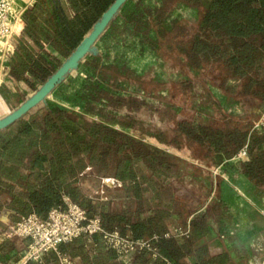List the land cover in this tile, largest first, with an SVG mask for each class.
Here are the masks:
<instances>
[{"label": "trees", "instance_id": "1", "mask_svg": "<svg viewBox=\"0 0 264 264\" xmlns=\"http://www.w3.org/2000/svg\"><path fill=\"white\" fill-rule=\"evenodd\" d=\"M113 1L35 0L23 12L24 27L0 86L9 112L71 55ZM128 1L108 27L121 17L123 26L156 53V64L136 74L87 53L77 68L93 76L106 72L171 105L189 104L207 83L244 107H264V0H153L154 9L140 0L127 12ZM188 7L196 9L193 21L170 20L174 11ZM191 71L207 82L189 78ZM100 92L110 104L118 102ZM255 116L250 112L243 119ZM249 129V123L225 115L196 121L185 114L174 125L176 141L208 169L234 156L248 137L241 172L255 192H263L264 132L249 134ZM202 178L210 177L184 158L46 99L0 130V216L9 212L11 224L30 213L46 218L51 209H64L67 198L88 219L97 217L104 231L132 240L157 237L151 251L130 254V264H233L226 251L211 250L204 241L210 208L200 220L194 218L209 192L194 184ZM107 179L114 185H106ZM188 224V237L174 235V228ZM57 252L74 264H124L100 233L81 234L58 245ZM25 264H59V257L49 251Z\"/></svg>", "mask_w": 264, "mask_h": 264}, {"label": "rangeland", "instance_id": "2", "mask_svg": "<svg viewBox=\"0 0 264 264\" xmlns=\"http://www.w3.org/2000/svg\"><path fill=\"white\" fill-rule=\"evenodd\" d=\"M21 7L23 8V6ZM179 18H186L189 21H193L194 12H180L174 19ZM111 38L112 40H110L109 44L105 46V50H108V55L114 60L116 57H121L122 59L125 58L128 64L127 69L131 71H138V74H140L144 67L147 66V63H144V59L132 54L133 49L124 51L123 53L121 48L125 46L121 45L119 41L120 39L117 38V35H114ZM150 63L152 62H149V64ZM69 75L71 78L67 79V84L62 83L59 86V90L62 91H59V94H61L63 101L56 104L48 100L49 102H47L50 105L74 111L79 114H84L94 120L101 121L112 128L125 130L141 138L143 136L142 134L148 131L147 126H152V128L159 127L162 124L159 125L158 122L163 120L164 127L166 128L165 130L170 131L171 125H174L178 115H180V117L185 114L191 115L192 113L190 112H193L191 109L192 107H200L195 102L201 98L202 94L199 95V93H196L195 96H192L189 104L183 103L171 105L159 98H152L151 95L140 87L135 88H138V91H141L142 95L139 93L137 95L123 94L122 97L116 98L110 96L111 99L119 102V104H110L106 98L108 96H102L101 92L97 90L96 85L94 84L96 80H94L91 71L83 66H80ZM117 84L119 85V83ZM112 86L114 87V90H118V87L115 86V82ZM161 107H179V109L171 111L170 108L165 109ZM262 111L263 110L257 113L256 116L247 121V123L251 126L253 122L257 120ZM8 113V109L0 100V118L6 116ZM220 115L223 114L220 113ZM189 162L193 166L199 167L200 170L204 172V176L208 174V177L212 178V181L214 180L215 184L220 182L219 179H222L218 178V171H215L216 168H201V164H199L198 161L190 160ZM236 167L237 166L234 164L224 165L225 169L227 168V170L231 171H235ZM222 176L226 178L225 175ZM233 179L238 182L236 176H234ZM104 183L109 186L114 185L112 180H105ZM194 184H197V186L204 189V185L201 181ZM207 192L208 195L205 200V205L195 213L194 218L200 220L202 217L201 215L204 214L205 207H209L210 217H208L207 220V223L209 224V237L207 245L210 246L212 250H234L236 242H239L236 240L237 235H239L243 230V216L246 217V215L249 216L252 213H258L264 217V207L253 201L252 196L256 195V192L250 193L249 191V194H247L245 192L234 191L231 195V202L229 201L227 204L219 201L216 188L214 190L207 188ZM2 217H0V262L20 264L26 255L28 241L18 237H12L9 240H5L4 237L13 224H11L9 220L4 221ZM227 231H231L233 234L228 235ZM243 231L244 236L246 235L244 238L246 239L242 242L243 245L241 249H247L250 251L252 245V238H250L252 235H250V232L253 231L248 230L247 228ZM220 235H224V238H220Z\"/></svg>", "mask_w": 264, "mask_h": 264}, {"label": "crops", "instance_id": "3", "mask_svg": "<svg viewBox=\"0 0 264 264\" xmlns=\"http://www.w3.org/2000/svg\"><path fill=\"white\" fill-rule=\"evenodd\" d=\"M34 1L35 0H16V2H15V0H13L14 5L16 7H19L20 9H22L24 11L29 6H31L34 3ZM139 1L140 0H129L128 3L126 4L124 10H126L127 12H131L134 9L135 4ZM141 3H142V6L146 9L147 8L154 9L157 6L153 0H141ZM21 6H23V8ZM185 11H193L194 12V19L196 18V15H197L196 9L188 7V8H184L182 10L174 11L171 15L170 20H173L174 18H176L180 12H185ZM20 26H21V28L19 31L16 30L18 25H15V27H14L15 33H14V36H13L12 41H11L13 51H14V42L21 35V32H22L23 27H24L22 22H21ZM108 33H110V34H108ZM114 35H117V38L120 39L119 40L120 43L123 42V43L127 44V46L121 48L123 50V53H124V51L133 49L132 54L138 56L139 58L142 57L144 59V63L145 62L147 63V64L145 63L146 65L156 64L155 62H157V60H158L156 53L154 51H152L148 45L140 43L138 41V38L132 34V30H131L130 26L124 27L123 22H122V18L118 17L115 20V22L113 23V25H110V27H108L105 30V32L101 35V37L95 42V44L93 46V51L97 52L99 55L102 56L103 65L115 64L119 68V67H122L121 63L127 64V61L125 58L122 59L121 57H118V58L116 57V59H118V60H116V59L114 60L112 57H110L108 55V50L107 49L105 50V46L107 44H109L110 40H112L111 37H113ZM150 36L155 37V33L152 30L150 32ZM13 51H12V54H13ZM11 55H10V57H11ZM10 57L8 58L6 65H5L6 77L4 79L3 84L7 80L8 62H9ZM149 62H152V63L149 64ZM133 71L136 74H138V71H135V70H133ZM173 76L176 77L175 74H173ZM93 77H94V80H96V82L94 84H96V83L99 84L98 91L100 92L101 90H105L108 93V95L113 97V98L122 97L123 95H121V93L119 92V88L122 85H128V83H126V82H120V81L115 80V79L112 80L111 77L106 72L98 73L96 76H93ZM190 77L192 79L198 81V82H202V83L207 82V80L204 78L203 74H201L197 71H191L189 78ZM70 78H71L70 75H67L63 79V81H61L57 85V87L48 95V97L46 98V101L50 100V102L56 103V104H59V102L63 101L61 94H59V91H61V90H59V86L62 83L67 84V79H70ZM109 82H111V83H109ZM113 82H115V86L118 87V90H114V87L112 86ZM117 83H119V85ZM206 85H207L206 86L207 88L204 89L201 98H199V100L197 102H195L200 107H192L191 108L193 111V112H190V113H192L191 119H194L196 121H199V120L200 121H208L212 117H216V116L220 115V113H222L226 117H234L237 119H241L245 123H247V121H249L251 119H249V120L243 119V116H245L246 113L254 112L257 114L261 110L264 109V107H244V102L236 101V100H233L229 97H226L218 88L213 87V86H209L207 83H206ZM129 86L135 87L132 85H129ZM161 94L163 95L164 92H161ZM108 103H109V101H108ZM117 104H119V102H117ZM161 108H165V109L170 108L171 111H176L175 109H179V107H161ZM179 118H180V115H178L175 122ZM163 122H164L163 120L158 122L159 125L160 124H162V125L159 127H153L155 129H153L152 126H147L148 128L147 127L146 128L148 129V131H146L145 133L142 134L143 135L142 138L137 137V136L133 135L132 133L127 132L125 130H121V131L126 132L127 134H129V135H131L137 139H140L144 142H147L151 145H154L161 150H164L168 153H171V154H174V155L179 156L181 158H184L187 161H190V160L197 161V160L190 158L188 156V152H187L186 148L184 146H182L179 142L176 141V139H175L176 133L174 131L175 123H174V125L173 124L171 125V129H170V131H168V130H165L166 128L164 127ZM115 129H117V128H115ZM118 130H120V129H118ZM226 164H234L237 167H236L235 171L227 170V168L226 169L224 168V165H226ZM200 166L203 168L202 165H200ZM218 167H219V169L217 170L218 171L217 176H218V178H222V179H219L220 182L215 184L214 180L212 181V178H209V179L202 178L201 182L206 188H210L211 190H214L216 188V193H217L219 201H222L225 204H227L229 201L231 202V195H232V192H234V191L245 192L247 194H249V191H250V193H255L254 188L249 184L247 178L241 172V165H239L237 163H233V162H225L223 164L222 163L217 164L216 167H214V168H218ZM222 175H225L226 178H224ZM234 176H236L238 182L233 179ZM107 180H110V179H107ZM252 199L254 202H257L259 205H262V207H264V191L263 192H256V195H253ZM8 213L9 212L5 211L1 214L0 217L3 216L2 219L4 221H6V220H8ZM243 217H244L243 218L244 224L242 223L243 230L245 228H247L248 230L253 231V232H250V235H252V236H250V238H252L251 250L248 251L247 249H245V250L241 249L242 245H243L242 242L244 241V239H246V238H244L246 235L244 236V234H243L244 231L242 230V232L239 235H237L236 240L239 242H236L235 249L234 250H224V251H226L228 253L233 264H264V217H262L258 213H252L249 216L246 215V217L245 216H243ZM208 234H209V231L206 233V235L204 237V241L207 244H208L207 240L209 237ZM209 248L212 250V248L210 246H209ZM214 251H218V250H214ZM122 262L124 264H130L128 257L122 259Z\"/></svg>", "mask_w": 264, "mask_h": 264}, {"label": "built area", "instance_id": "4", "mask_svg": "<svg viewBox=\"0 0 264 264\" xmlns=\"http://www.w3.org/2000/svg\"><path fill=\"white\" fill-rule=\"evenodd\" d=\"M24 10L16 7L13 0H0V86L3 84L6 77L5 65L12 54V38L14 36L15 25H20L22 22V14ZM122 46L127 44L121 42ZM122 67H128L126 63L121 64ZM121 95H142L138 88L129 85H122L119 88ZM252 132H264V109L259 117L250 126L249 134ZM248 145L249 139L244 142L237 153L230 159L222 162H233L239 165L243 164L248 159ZM219 169L216 168L215 171ZM65 208H53L49 211L46 218H41L35 213H30L20 218V220L10 227L4 239L9 240L12 237L22 238L28 241L27 252L20 264H25L27 261H39L43 254L54 251L58 254L59 264H74L65 256L57 252V247L61 243L70 242L81 234L92 235L100 233L103 243L107 248L113 249L118 259L122 260L129 257L136 250L151 248V240L156 239L153 236L151 239H136L132 240L127 237L121 236L117 231L107 232L104 231L97 217L88 219L86 213L76 204L64 199ZM228 232V231H227ZM173 233L179 237H188L190 234L189 224L186 228L182 229L176 227ZM233 234L229 231L228 235ZM165 237L168 234L164 235ZM224 238V235H220ZM0 264H11L1 263ZM18 264V263H16Z\"/></svg>", "mask_w": 264, "mask_h": 264}, {"label": "water", "instance_id": "5", "mask_svg": "<svg viewBox=\"0 0 264 264\" xmlns=\"http://www.w3.org/2000/svg\"><path fill=\"white\" fill-rule=\"evenodd\" d=\"M127 0H114L107 10L102 15L99 22L88 33L84 40L78 45V47L71 53V55L54 71V73L35 91L29 96L23 103H21L16 109L9 112L6 116L0 118V130L4 129L28 111L36 107L38 104L44 102L48 95L57 87V85L63 81V79L73 72L80 60L87 54H98L93 51L95 42L105 32L112 19L118 13L121 6ZM22 24L24 25L23 21Z\"/></svg>", "mask_w": 264, "mask_h": 264}, {"label": "bare ground", "instance_id": "6", "mask_svg": "<svg viewBox=\"0 0 264 264\" xmlns=\"http://www.w3.org/2000/svg\"><path fill=\"white\" fill-rule=\"evenodd\" d=\"M20 28H21V26H20V25H18V27L16 28V30H17V31H19V30H20Z\"/></svg>", "mask_w": 264, "mask_h": 264}]
</instances>
